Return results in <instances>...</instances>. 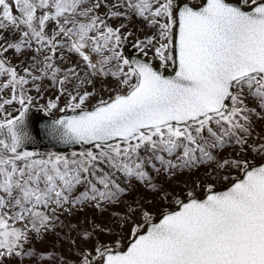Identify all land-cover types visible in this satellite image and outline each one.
Returning <instances> with one entry per match:
<instances>
[{
	"label": "snow or ice",
	"instance_id": "obj_1",
	"mask_svg": "<svg viewBox=\"0 0 264 264\" xmlns=\"http://www.w3.org/2000/svg\"><path fill=\"white\" fill-rule=\"evenodd\" d=\"M0 264H264V0H0Z\"/></svg>",
	"mask_w": 264,
	"mask_h": 264
}]
</instances>
